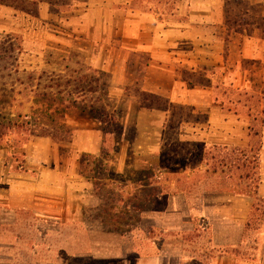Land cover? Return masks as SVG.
I'll return each instance as SVG.
<instances>
[{"label":"crops","instance_id":"0c3cea01","mask_svg":"<svg viewBox=\"0 0 264 264\" xmlns=\"http://www.w3.org/2000/svg\"><path fill=\"white\" fill-rule=\"evenodd\" d=\"M69 1L65 6L69 11L48 2L38 4V17L33 19H43L45 14L58 24L52 27V41L46 43L51 48L37 53L34 65L29 62L21 67L17 79L13 71L5 76L3 82L9 84L2 86L5 91L0 96H9L8 102L1 104L0 113L11 118L17 114L30 117L42 108L41 96H36L47 91L42 81L94 73L99 85L106 86L99 104H104L121 127L116 152L125 145L123 158L134 157L135 163L146 157L153 159L152 163H141L151 175L148 183L133 187L134 191L150 192L149 208L138 218L154 222L149 230L156 235L196 233L198 240L209 246L197 257H193L194 252L182 251L180 257L187 260L184 264H264V229L260 228L264 221L256 223L252 217L254 199L237 194V189L245 185L234 177L222 182L220 172L212 173L204 162L176 170L172 165L165 166L160 158L173 145L164 135L170 124L173 131H178L175 139L184 147L186 157L213 152L214 148L249 150L257 139L261 146L256 197L264 203V107L260 112V132L254 136L249 115L252 106L246 100L241 104L235 99L242 92H257L253 78L264 80V33L260 30V24H264V0ZM235 1L243 5L237 6ZM0 9L14 12L5 6ZM9 21L6 19L0 30L5 31L3 36L13 39ZM16 86L21 88V95L14 90ZM221 90L233 95L227 110L217 99ZM142 94L162 99L164 110L139 108ZM112 100L118 105L111 109ZM120 104L125 112L121 117L117 112ZM73 110L70 108L68 113ZM180 113L185 114L177 117ZM67 117L68 114L64 124L70 131ZM129 121L131 140L124 134ZM88 126L80 139H88V154L100 156L105 147L99 123L88 120ZM48 140L52 141L47 137L30 138L23 157H29L35 149L41 164H28L42 167L41 149L49 147ZM114 152H107V156ZM169 157L174 158V153ZM40 178L41 175L35 183L9 182L0 188V199H8L6 206L21 210L44 206L46 199L57 201L59 179L49 189L45 188L44 177ZM171 219L179 223L180 231L157 226ZM159 245L154 240L152 253L140 264H161ZM247 248L252 251L249 256L242 254Z\"/></svg>","mask_w":264,"mask_h":264},{"label":"rangeland","instance_id":"374dc122","mask_svg":"<svg viewBox=\"0 0 264 264\" xmlns=\"http://www.w3.org/2000/svg\"><path fill=\"white\" fill-rule=\"evenodd\" d=\"M41 2H44L43 5L47 2L54 5L56 0H41ZM60 2L70 3L69 0L57 1L59 4ZM66 10L69 11L65 7L63 11ZM42 17L44 18L33 19L19 12L10 13L8 10L0 9L1 28L4 29L6 19L7 22L11 19L13 31L10 32L13 39H10L8 36H3L5 33L3 29L0 30V53L6 52L5 55H8L9 46L13 45V57L16 59L17 70L12 74L16 79L17 71L21 67L27 66L29 62V65H34L36 63L34 56L51 48L46 43L52 41L50 39L53 35L52 27L58 24L49 15L47 17L43 14ZM260 30L264 33L263 23L260 24ZM6 75L11 73H0V94L5 91L2 86L9 84V81L3 82ZM67 79L54 78L50 81L46 79L42 83L50 85L54 81L53 84L57 82L64 84ZM253 80L258 87L257 92L254 91L248 95L242 92L235 99L241 104L246 100L252 106L249 115L255 120L251 128L255 136L260 132V112L261 107H264V80L258 77ZM15 84L16 81L11 85ZM74 87L77 91L79 90L78 92L83 91L73 83L69 91H73ZM14 90H17L19 95L22 94L18 86ZM260 90L262 93H259ZM222 93L221 90L217 99L225 105L227 110L228 100H232L233 95L227 94L226 91L223 95ZM8 96V94L0 96V106L8 102L6 99ZM92 96L95 97V95ZM92 96L87 93L79 96L75 93L69 95L72 101L79 103L80 107L85 106L86 110L80 112L73 108L74 110L69 113V109L63 110L68 114L66 122L71 129L70 131L68 129L66 136L58 131L57 139L48 140L49 147L41 149L44 151L42 167L37 168L28 164V161L35 162L37 165L41 164L37 161L35 149L29 157L26 158V154L23 157L25 146L22 147V139L24 137H21L20 145L17 143L15 148L12 147L10 139L8 144L5 142L0 144V188L7 187L8 183L13 181L15 184L29 180L35 183L40 175V179L44 177L45 188L53 189L58 179L60 184L58 188L56 187L60 198L54 201L55 203L51 199H46L44 206L35 205L30 209L21 210L6 206L8 199H0V264H140L152 253L151 245L154 240L160 243L159 246L162 249L161 264H184L187 260L180 257L182 251L194 252L193 257H197V253L208 249L209 246L199 241L196 233L188 236L181 235L180 232L156 235L149 230L150 226L155 225L154 222L149 218L141 220L138 218L140 214L131 211L134 205L146 210L149 208V190L134 191L133 187L148 183L151 175L144 169L145 164L141 163L143 161L152 163L153 159L146 157L135 163L134 157L123 158L125 145V149L120 146V150L116 152L118 148L115 146V141L121 131L118 121V127L113 131L111 129V136L107 137L105 153L100 156L88 154V139L80 138L85 135V131H88V120L96 121V114H88V99ZM49 98L51 95L45 97L46 100ZM60 98L65 100L68 97L63 95ZM67 100L64 101L66 107L69 106ZM16 101L14 97L13 102L16 103ZM112 101L111 109L118 105V103L114 105V100ZM42 102L44 103L45 100ZM46 105L49 104L46 103ZM59 106L62 110V105L58 104ZM117 112L120 117L125 113L121 104L117 107ZM133 114L134 110L130 113V118ZM183 114L185 113L176 116L183 117ZM41 115L39 120L45 126L50 125L49 119H54V122L59 120V113H55V116L54 113L52 116L49 113H41ZM131 127V121H129L124 132L127 140H131L132 137ZM172 129L168 127L164 132L165 140L173 143L171 153L182 156L184 147L175 139L178 131ZM257 142V139L253 140V147ZM111 151L115 152L107 156V152ZM52 156L58 158L54 160ZM176 163H173L171 168L178 170L185 167L181 162ZM122 169H124L123 172ZM11 198L13 197L9 196V199ZM145 216L147 217V214ZM161 222L157 226L161 225L164 229H181L179 223L172 219ZM260 228L264 229V224ZM250 236L254 237V233ZM242 252L243 255L249 256L252 251L247 248Z\"/></svg>","mask_w":264,"mask_h":264},{"label":"trees","instance_id":"16d2710c","mask_svg":"<svg viewBox=\"0 0 264 264\" xmlns=\"http://www.w3.org/2000/svg\"><path fill=\"white\" fill-rule=\"evenodd\" d=\"M57 1L58 0L55 2L57 6L61 5L62 9L65 8L66 3L60 2L59 4ZM40 2L41 0H0V6L12 8L13 11L22 13L23 15L30 18H37L38 4ZM49 4L52 5L51 3ZM235 4L237 6L243 5V3H240L239 1H235ZM242 20L243 23L246 22H244V19ZM12 48L13 45H10L9 50L7 51V53H9L8 55H5L6 52H3V54L0 53V73L3 71L16 72L17 70L16 59L13 57L14 50ZM30 80H34L33 77H30ZM98 82V78L94 73H76L75 75L69 77L64 84L58 82L53 84V81V83L50 85H43L44 89L46 88L47 91L36 95L39 97L41 96V100L39 102L42 103V108L36 110L30 117L17 114L11 118L0 113V144L2 142L8 144L9 137H12L11 144L13 148L17 146V143L20 145L21 137H24V139H22V147L28 143L30 138L34 137H48L55 141L57 139L56 135L58 134V131L64 133V136H66L68 129L64 124V118L66 116L64 111H67L70 108H75L80 112H84V110H86L85 106L82 105L83 107H80L81 105L79 103L72 101V99L69 98V95L75 93V95L79 96L80 94L87 93L89 96H92L97 93L94 98L92 96L90 99H88V114H96L95 120L99 123V130L102 133L104 139L103 144L105 147L106 140H108L107 137L109 138L111 136L113 129L117 128L118 124L116 117L114 118V115H111V113L107 111L103 105L99 104V102H102L103 97L105 96L106 86L105 84L99 85ZM72 83L77 84V86L83 89V91L78 92L79 90L77 91L75 87L73 88V91H69L70 85ZM50 95L51 98L46 100L45 97ZM63 95H67L68 97L65 98V100L68 99L66 101L69 104L68 107L65 105V100L60 98ZM53 97H55V99H53ZM139 97V108H145L148 110H164L165 108V102L160 98L144 94L140 95ZM95 98L96 100L92 101ZM42 100H45V102L43 103ZM90 102L92 103L91 105ZM46 103L49 105H46ZM58 104L62 105V110L60 109V106L58 107ZM94 105L98 107H95ZM41 113H49L51 116L53 113L54 116L55 113H59V120L54 122V119H49L48 121L50 122V125L45 126L39 120V118L42 116ZM254 121L255 120H253V123ZM169 126L173 128L172 124ZM111 129L112 131H110ZM260 146L261 142L258 140L257 144L254 147L252 145L249 150L234 149L228 151L224 148H214L213 152L205 154L197 152L189 157H186L185 154L179 156L174 153V158L169 157L171 151H163L160 154V158L165 166L172 165L176 162H181V164L185 166L196 165L199 162H204L210 166L212 173L220 172L222 176V182L226 181L227 179L232 180L233 177L237 182L243 181L242 183L245 186L239 187L237 189V194L247 195L254 199L252 217L257 223L264 221V203L258 200L256 197V190L259 182L257 178V170L259 166L258 152ZM197 149L198 148H195L193 150L196 151ZM171 150H173V147H171ZM103 153H105V148L102 151V154ZM141 192H143V190ZM145 210L146 209L138 208L136 205H134L131 211L137 212L139 215Z\"/></svg>","mask_w":264,"mask_h":264}]
</instances>
